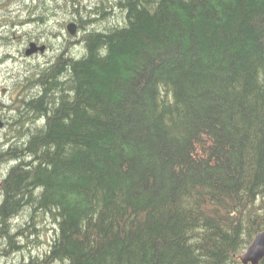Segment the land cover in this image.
<instances>
[{"label": "trees", "instance_id": "1", "mask_svg": "<svg viewBox=\"0 0 264 264\" xmlns=\"http://www.w3.org/2000/svg\"><path fill=\"white\" fill-rule=\"evenodd\" d=\"M80 2L29 6L33 39L81 35L9 104L0 259L242 264L264 231V0ZM44 213L50 248L27 255Z\"/></svg>", "mask_w": 264, "mask_h": 264}, {"label": "rangeland", "instance_id": "2", "mask_svg": "<svg viewBox=\"0 0 264 264\" xmlns=\"http://www.w3.org/2000/svg\"><path fill=\"white\" fill-rule=\"evenodd\" d=\"M80 1L81 5H92L98 0ZM31 4V0H0V101H2L0 102V116L6 123L5 127L0 131V143L5 141L4 139L8 134V131L10 132V128L7 127V122L10 120L11 116V112H9V104L15 99L16 96L18 97L22 94L23 97H29L36 93L33 91V89L28 90V92H23L21 89L23 84L28 83L26 78L29 75L35 73L34 67L38 66L41 68L49 64L56 57V55L61 52L63 40L72 39L75 41L76 39H79L81 35V32L78 30V33L72 36L68 33L65 26L63 30L56 28L57 30L60 29V32H56L57 34L50 33L49 37H46L47 34H37L40 35L41 38L39 40L33 39V35L35 34L34 32L36 30L35 28H42V24L37 22L36 25L33 21V17L30 15L31 12L29 11V6H31ZM112 20H114V22L120 21V14H117L115 19L113 18ZM103 21L105 22V19H103L101 22L103 23ZM95 25L97 27L104 26L101 23H96ZM28 39L30 41L35 40L36 42L42 41L40 42L41 44L44 43L47 45L46 52L43 54L38 53L35 56H31L30 58L25 56V50L29 45ZM70 52L73 55L79 57L82 56L85 52L84 43L81 41L74 43L70 48ZM9 54L10 56L8 57ZM16 91L17 94H15ZM7 112L8 114H6ZM7 167L8 166L3 167L4 170L2 173V170L0 169V174H2L0 175V181L2 180ZM27 215L28 213L26 210L23 211L20 215V218L18 219V222L23 221L22 217H27ZM48 215L49 214L45 213L44 216H38L39 219L37 222V227L39 232L38 234L35 233L30 235V240L28 241V243L30 242V246L26 251V254H29L30 252L32 256L40 255L42 257L50 248V242L54 235V226L56 224L54 219ZM4 262L5 259L4 261L3 259H0V264H3Z\"/></svg>", "mask_w": 264, "mask_h": 264}, {"label": "water", "instance_id": "3", "mask_svg": "<svg viewBox=\"0 0 264 264\" xmlns=\"http://www.w3.org/2000/svg\"><path fill=\"white\" fill-rule=\"evenodd\" d=\"M67 31L71 35L78 33L79 26L75 21H70L66 26ZM46 44H39L36 41L30 42L26 49V55L32 56L36 53H45ZM5 121L0 116V131L5 127ZM238 259L242 264H260L264 259V231L259 232L250 245L238 255Z\"/></svg>", "mask_w": 264, "mask_h": 264}, {"label": "bare ground", "instance_id": "4", "mask_svg": "<svg viewBox=\"0 0 264 264\" xmlns=\"http://www.w3.org/2000/svg\"><path fill=\"white\" fill-rule=\"evenodd\" d=\"M71 7H72V6H71ZM98 11H99V10H98ZM101 12H102V11H101ZM101 18H102V17H101ZM36 25H37V24H36ZM78 26H79V25H78ZM66 30H67V29H66ZM46 33H47V32H46ZM68 33H69V32H68ZM26 34H27V33H26ZM10 36H11V35H10ZM72 36H73V35H72ZM28 40H29V39H28ZM29 41H30V40H29ZM43 44H44V43H43ZM82 45H83V44H82ZM68 48H69V47H68ZM19 49H20V48H19ZM16 51H18V50H16ZM52 51H53V50H52ZM67 51H68V50H67ZM11 52H13V51H11ZM14 53H15V52H14ZM64 53H65V52H64ZM42 54H43V53H42ZM78 54H79V53H78ZM6 55H7V54H6ZM20 55H21V54H20ZM25 55H26V54H25ZM40 55H41V54H40ZM45 56H46V55H45ZM61 57H62V56H61ZM38 58H39V57H38ZM55 59H56V58H55ZM50 65H51V64H50ZM260 65H261V64H260ZM257 67H258V65H257ZM30 69H31V68H30ZM257 69H259V68H257ZM31 73H32V72H31ZM239 77H240V76H239ZM25 78H26V77H25ZM236 78H237V77H236ZM26 88H27V86H26ZM15 89H16V88H15ZM21 89H22V88H21ZM21 89H20V90H21ZM16 90H17V89H16ZM20 90H19V91H20ZM14 92H15V91H14ZM46 92H47V91H46ZM32 93H33V92H32ZM15 94H17V91H16ZM29 94H30V93H29ZM42 94H43V93H42ZM21 95H22V94H21ZM23 95H24V93H23ZM19 97H20V96H19ZM22 97H23V96H22ZM48 97H49V96H48ZM18 99H19V98H18ZM12 101H13V100H12ZM28 101H29V100H28ZM0 102H2V101H0ZM4 102H5V101H4ZM15 102H16V101H15ZM23 102H24V101H23ZM34 102H35V101H34ZM25 103H26V102H25ZM10 104H11V103H10ZM168 105H169V104H168ZM22 106H24V105H22ZM0 108H1V107H0ZM10 108H11V107H10ZM10 108H9V109H10ZM2 110H3V109H2ZM5 110H6V109H5ZM10 111H11V110H10ZM27 111H28V110H27ZM6 114H8V112H7ZM10 115H11V114H10ZM12 119H13V118H12ZM12 119H11V120H12ZM22 119H23V118H22ZM26 119H27V118H26ZM11 120H10V121H11ZM16 121H17V120H16ZM20 121H21V120H20ZM12 124H13V122H12ZM14 124H15V123H14ZM25 124H26V123H25ZM10 125H11V123H10ZM11 127H12V126H11ZM14 128H15V127H14ZM11 130H12V129H11ZM8 132H9V131H8ZM22 132H23V131H22ZM11 133H12V132H11ZM16 133H17V132H16ZM24 134H25V133H24ZM11 135H12V134H11ZM13 135H14V134H13ZM4 136H5V135H4ZM7 136H8V135H7ZM7 136H6L5 138H7ZM20 136H21V135H20ZM10 137H11V136H10ZM15 139H16V137H15ZM9 140H10V139H9ZM12 141H13V140H12ZM14 143H15V142H14ZM18 143H19V142H18ZM18 143H17V144H18ZM11 144H12V143H11ZM17 144H16V145H17ZM14 146H15V145H14ZM12 148H13V147H12ZM32 148H33V147H32ZM2 149H3V147H2ZM4 150H5V149H4ZM0 151L3 152L2 150H0ZM2 154H3V153H1L0 158L3 156ZM27 155H28V154H27ZM1 161H2V160H1ZM8 167H9V166H8ZM3 170H4V169H3ZM3 170H2V171L0 170L1 173L3 172ZM9 171H10V170H9ZM9 171H8V172H9ZM4 173H5V172H4ZM0 175H2V174H0ZM250 197H251V196H250ZM24 198H25V197H24ZM38 204H39V203H38ZM44 205H45V204H44ZM36 206H37V205H36ZM41 206L43 207L42 204H41ZM42 207H41V209H42ZM33 208H34V207H33ZM38 208H39V207H38ZM19 209H20V208H19ZM35 209H36V208H35ZM45 209H46V208H45ZM49 209H50V208H49ZM40 212H41V211H40ZM44 214H45V213H44ZM48 214H49V213H48ZM48 216H49V215H48ZM232 218H233V217H232ZM12 219H13V218H12ZM15 220H16V219H15ZM15 220H14V221H15ZM23 223H24V222H23ZM44 224H45V223H44ZM50 226H51V225H50ZM249 229H250V228H249ZM19 233H20V232H19ZM32 233H33V232H32ZM15 234H16V233H15ZM37 234H38V233H37ZM13 235H14V234H13ZM18 235H19V234H18ZM20 236H21V235H20ZM23 236H25V235L22 234V237H23ZM26 237H27V236H26ZM10 239H11V238H10ZM12 239H13V238H12ZM19 239H20V237H19ZM22 239H24V238H22ZM25 239H27V238H25ZM25 239H24V240H25ZM19 241H21V240H19ZM27 241H28V239H27ZM27 241H26V242H27ZM29 243H30V242H29ZM16 245H17V244H16ZM18 245H19V244H18ZM50 245H51V244H50ZM23 246H24V245H23ZM25 248H26V247H25ZM34 248H35V245H34ZM11 249H12V248H11ZM18 249H20V248H18ZM22 249H24V248H22ZM2 250H3V249H2ZM30 250H32V249H30ZM13 251H15V250H13ZM18 251H19V250H18ZM25 251H26V249H25ZM15 252H16V251H15ZM20 252H21V251H20ZM23 252H24V251H23ZM32 252H33V251H32ZM47 252H48V251H47ZM12 254H13V253H12ZM15 254H16V253H15ZM27 254H28V253H27ZM29 254H30V252H29ZM34 254H35V253H34ZM6 255H7V254H6ZM13 255H14V254H13ZM18 255H19V254H18ZM20 255H21V254H20ZM34 256H35V255H34ZM39 256H40V255H39ZM49 256H50V255H49ZM0 257H1V256H0ZM7 258L9 259V257H7ZM26 258H27V260H29L27 256H26ZM30 258H31V257H30ZM23 259H24V258H23ZM32 259H33V258H32ZM39 259H40V258H39ZM41 259H42V258H41ZM44 259H45V258H44ZM237 259H238V258H237ZM24 260H25V259H24ZM33 260H34V259H33ZM238 260H239V259H238ZM9 261H10V260H9ZM15 261H16V260H15ZM15 261H14V262H15ZM34 263H35V262H34Z\"/></svg>", "mask_w": 264, "mask_h": 264}, {"label": "flooded vegetation", "instance_id": "5", "mask_svg": "<svg viewBox=\"0 0 264 264\" xmlns=\"http://www.w3.org/2000/svg\"><path fill=\"white\" fill-rule=\"evenodd\" d=\"M33 41H35V40H33ZM30 42H32V40L31 41H29V43L28 44H30ZM40 42H42V41H40ZM40 42H38L39 44H41ZM27 49V48H26ZM49 49V48H48ZM23 51V50H22ZM25 54H26V50H25ZM36 54H38V53H36ZM36 54H34V55H32V56H35ZM10 56V54L8 55V57ZM25 56H27V55H25ZM29 58L31 57V56H28ZM16 255L17 254H15L14 253V255L12 254L11 256H5V262H4V264H12V262H14L15 261V259H16ZM7 257H9V259L7 258ZM4 259H3V261H4ZM10 260V261H9Z\"/></svg>", "mask_w": 264, "mask_h": 264}]
</instances>
